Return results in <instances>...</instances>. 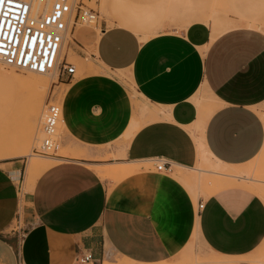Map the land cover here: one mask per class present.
<instances>
[{"label": "crops", "instance_id": "0c3cea01", "mask_svg": "<svg viewBox=\"0 0 264 264\" xmlns=\"http://www.w3.org/2000/svg\"><path fill=\"white\" fill-rule=\"evenodd\" d=\"M135 25L137 31L94 30L92 56L104 73L125 74L141 100L163 111L148 113L152 121L135 128L137 108L118 78L91 67L97 72L69 84L60 124L87 145L129 135L114 161L151 166L111 181L92 170L99 163L63 159L42 170L20 199L19 159L0 161V264H168L192 237L233 263L264 251L260 194L232 186L194 197L172 175L174 168L192 169L204 153L235 167L261 153L264 32L239 27L214 37L194 23L140 41L143 28ZM156 158L167 171L154 169ZM85 252L89 261L80 258Z\"/></svg>", "mask_w": 264, "mask_h": 264}, {"label": "rangeland", "instance_id": "374dc122", "mask_svg": "<svg viewBox=\"0 0 264 264\" xmlns=\"http://www.w3.org/2000/svg\"><path fill=\"white\" fill-rule=\"evenodd\" d=\"M41 1L46 5L44 10L46 12L49 9L50 0H40V3ZM82 2L86 8H89L95 14V18L88 23L80 21L73 23L67 32L59 57L62 62L66 61L74 65L75 72L72 78H61L57 69L50 71L49 75L46 76V79L49 81V87L45 95L42 96L44 93H41L42 90L28 91L21 88L18 83L11 81L12 74L23 79L29 74L37 75V73L7 68L0 61V156H6L11 152H15V156L4 160L19 159L21 163L19 183L21 190L18 194L20 199L24 193L31 191L35 179L42 171L30 173L29 166L32 161L41 163L54 159L53 162L58 163L63 159H77L87 163L92 162L91 164L99 163L101 165H98V167H102L103 169L124 167L140 170L143 166L146 168L151 166L150 163H146V165L141 163L123 164L114 161L119 157V154L123 153L129 141V135L125 134L122 139L120 135L118 138L105 144L87 145L71 137L68 129L61 126L60 120L57 125V144L59 147L56 149L55 157H45L40 154L38 155L34 151V147L38 145L40 137L39 128L45 102H57L62 108L70 87L69 84H73L86 75L88 70L89 73H93L95 70L90 69L91 67L98 72L104 73L98 66L96 59L92 56L90 48L91 33L94 30H100L103 27L112 25H126L136 30L135 24H139L138 27L143 28L141 30L143 34L141 35L142 40H139L144 41L159 31H179L194 23H201L207 25L210 28L211 34L216 36L213 30L215 25L213 24V18L217 17L219 20L231 22L236 28L246 26L240 22L242 19H256L262 23L258 29L264 32V0H82ZM130 17H134L133 26L129 25ZM104 74L107 76L115 74L127 92L131 102L137 108L136 115L133 118V126L135 128L151 122L152 119L149 115L151 112L155 111L159 113L163 111L162 108L150 106L141 100L125 74L110 71H106ZM258 109L264 121V105ZM62 117L63 112L61 110V120ZM196 147L197 154H199L197 143ZM59 148L66 153V156L57 155V152L60 150ZM71 154L72 156L70 157ZM213 162L212 158L205 155L198 161L197 155V162L192 169L173 167L174 170L173 168L172 170L190 179L189 183L180 182L190 190L194 197L198 195L205 198L211 194L213 188V183L210 180L212 175L208 172L210 170L208 166L213 164ZM229 168L234 169L240 175L246 176V179L232 180L236 183V187L234 188H241L252 192L251 186L261 185L260 181L264 180V146L261 153L250 163ZM110 179L111 181H113L112 179L115 181L120 180L117 177ZM194 179H196V182H194ZM220 184L222 185V182ZM255 192L264 198L263 192ZM21 203L22 201H20L18 212L19 225H23L22 211L20 209ZM14 223L15 221H13ZM195 242L196 245L194 246ZM195 248L203 253H196L198 251H195ZM211 254L209 251L206 252L203 245L199 242L197 243L195 237H192L180 256L168 264L209 263V259L217 258ZM240 261H244L241 262L243 264H264V251L238 260L237 263H233V260L230 258L224 259L225 264H238Z\"/></svg>", "mask_w": 264, "mask_h": 264}, {"label": "built area", "instance_id": "2783aa9c", "mask_svg": "<svg viewBox=\"0 0 264 264\" xmlns=\"http://www.w3.org/2000/svg\"><path fill=\"white\" fill-rule=\"evenodd\" d=\"M30 0H0V61L6 66L45 73L57 69L64 79L73 77V64L61 61L65 34L75 21L88 23L95 14L82 0H50L44 13L32 12ZM61 106L46 101L41 115L40 137L34 151L43 156H54L58 147L57 125ZM156 171H167L165 161L151 159ZM201 203L198 204L200 208ZM89 261L90 253L80 256Z\"/></svg>", "mask_w": 264, "mask_h": 264}, {"label": "bare ground", "instance_id": "6f19581e", "mask_svg": "<svg viewBox=\"0 0 264 264\" xmlns=\"http://www.w3.org/2000/svg\"><path fill=\"white\" fill-rule=\"evenodd\" d=\"M30 1H31V6H32V9H31L32 12H39V13H43L44 12L46 5H44L42 3V1H41V3H40V0H30ZM218 18H220V17H218ZM240 22L242 24L246 25L244 27L255 29V30H259L258 28L262 24L260 21H258L256 19H244V20L242 19ZM213 24H215L214 27H213L214 28L213 30H214V34L216 36L221 34V33H223V32H226L228 30L236 28V27L233 26V24L231 22L219 20V19H217V17L213 18ZM216 31H218V32H216ZM66 35H67V33L65 34V37H66ZM4 66L7 67V68H13V69L19 70V71H29V70L18 69V68H14V67H11V66H6V65H4ZM53 70H55V69H53ZM53 70H49V71H47L45 73H39V72H36V71H31V72L37 73V75L36 74H29L23 79H20L19 77H17L14 74H12L11 75V81H13V83H18L21 86V88H24L25 90L27 89L28 91L29 90H32V91H34V90L35 91L36 90L37 91L38 90L41 91L42 90L41 93L44 92L42 94V96H44L46 91H47V89H48V87H49V81L46 79V76H48L50 71H53ZM41 99H42V97H41ZM203 153L204 152H202V154ZM15 154H16L15 152H11V153H9L6 156H0V160H4L6 158L13 157V156H15ZM57 155L66 156V153L61 151V149H60L57 152ZM204 155L206 156L205 153H204ZM68 156H69V154H68ZM71 156H72V154L70 155V157ZM45 157H55V156H45ZM53 160L52 161L49 160V161H45V162L43 161L41 163H39L37 161H32L30 166H29L30 173H33V172L36 173V172H38L40 170L47 169L50 166L56 164V162H53ZM208 167L210 168V170H208V172L212 175V177H210V180L213 183V188H212V192H211L212 194L214 192H217V191L221 190V189H224V188H227V187L236 186V183L234 181H232V180H240L242 178L246 179V176L240 175L234 169L229 168V167H235V166L224 165L218 160H214L213 164L209 165ZM92 170L94 172H96L102 179H107V178H112V177H117L119 179H121V178L123 179L125 176H128V175L138 171V169H136V168L118 167V168H115V169H111V168L103 169L102 167L99 168L98 166H93ZM32 175H34V174H32ZM172 175L175 178H177V180H179V181H184L185 183H189V181H190V179H188L187 177L181 176L180 174H178L176 172H173ZM202 179H200V180H202ZM194 182H196V179H194ZM220 182H222V185L220 184ZM260 183H262V184L258 185V186L257 185L251 186V189L254 192L255 191H258V192L261 191L260 193L263 192L262 194H264V185H263L264 184V180H261ZM224 259H228V258L227 257H217V258H214V259H209L208 262L209 263H215V264H225ZM123 263H127L128 264L129 262L124 261ZM159 264H165V263H159ZM261 264H263V263H261Z\"/></svg>", "mask_w": 264, "mask_h": 264}]
</instances>
